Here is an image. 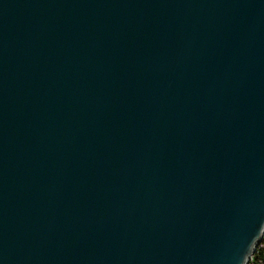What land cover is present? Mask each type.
Listing matches in <instances>:
<instances>
[{"label":"water","instance_id":"obj_1","mask_svg":"<svg viewBox=\"0 0 264 264\" xmlns=\"http://www.w3.org/2000/svg\"><path fill=\"white\" fill-rule=\"evenodd\" d=\"M264 230V0H0V264H245Z\"/></svg>","mask_w":264,"mask_h":264},{"label":"built area","instance_id":"obj_2","mask_svg":"<svg viewBox=\"0 0 264 264\" xmlns=\"http://www.w3.org/2000/svg\"><path fill=\"white\" fill-rule=\"evenodd\" d=\"M264 252V230L261 235L260 242L254 248L252 254H250L245 264H263L261 254Z\"/></svg>","mask_w":264,"mask_h":264},{"label":"trees","instance_id":"obj_3","mask_svg":"<svg viewBox=\"0 0 264 264\" xmlns=\"http://www.w3.org/2000/svg\"><path fill=\"white\" fill-rule=\"evenodd\" d=\"M261 258H262V261H263V264H264V252L261 254Z\"/></svg>","mask_w":264,"mask_h":264}]
</instances>
